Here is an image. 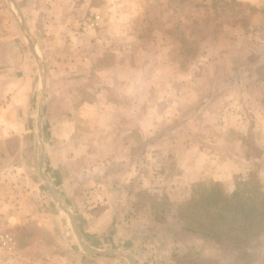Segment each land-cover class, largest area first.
Listing matches in <instances>:
<instances>
[{
	"label": "crops",
	"instance_id": "obj_1",
	"mask_svg": "<svg viewBox=\"0 0 264 264\" xmlns=\"http://www.w3.org/2000/svg\"><path fill=\"white\" fill-rule=\"evenodd\" d=\"M157 1L0 0V232L15 240L12 249L0 251V264H129L122 256L85 250L70 216L41 177L35 126L41 77L33 46L44 68L42 172L75 216L88 245L122 251L133 264H243L242 250L251 264H264V230L257 246L247 242L241 250L192 231L193 215L185 210L192 204L193 182L208 179L231 193L238 181L246 180L247 162L264 157V98L254 108L247 102L244 108L238 95L233 104L225 100L211 108L207 95L195 92L199 108L183 129L190 131L194 120L200 134L185 136L184 145L199 152L188 159L187 150L188 158L179 160L180 172L150 168L149 197L143 196V160L159 161L161 153L154 125L143 132L138 99L143 85L155 86L148 71L159 75L175 59L170 57L175 42L169 40V21L160 24L163 15L150 5ZM226 1L235 3L233 14L249 21L245 29H235L228 55L235 59L242 48L246 65L264 88V0ZM150 16L158 22L152 19V24ZM226 58L217 55L216 66L229 64ZM189 92L184 89L183 95ZM155 106L151 103L152 117L162 112ZM186 111L191 108L184 107V115ZM229 111L236 112V133L229 135L214 123L219 135L210 136L214 126L207 119ZM165 139L169 147L173 139ZM249 144L262 153H253ZM170 149L162 158L174 154ZM226 161L236 164L226 168ZM162 175L168 179L159 187L155 182ZM162 191L168 210L156 201Z\"/></svg>",
	"mask_w": 264,
	"mask_h": 264
},
{
	"label": "rangeland",
	"instance_id": "obj_2",
	"mask_svg": "<svg viewBox=\"0 0 264 264\" xmlns=\"http://www.w3.org/2000/svg\"><path fill=\"white\" fill-rule=\"evenodd\" d=\"M150 5H154L153 9H159L160 15H163L160 19L155 16H150L149 20L151 23L152 19L154 23L158 22L157 20L159 19L160 24H167V21H169L170 27L167 33L169 32V40L173 38L175 42V47L170 48V57L175 59H173L174 61H172L170 68L161 69L159 75L155 73V70L148 71L149 76L152 73L154 74H152L154 79L150 78V80L152 83H155V86H150V83H148L151 87V89H149L147 87L148 85H143V92L145 95L143 94V96L138 99L139 104L143 107L139 111L141 119L143 117L142 124H144L145 128L143 132L146 133L147 130L151 131V124L154 125V136H159V152L161 153L159 161L150 162V160H143L144 181L142 193L144 198L149 197V193L146 189V185L149 184V182L146 177L147 173H151L150 168H154L156 172V170L160 171L167 166L172 172L178 170L180 172L179 160L188 154L187 150L191 152L190 158L186 156L188 159H192L198 154L199 151H195V147L191 149V147L184 145L185 136L191 134H196L198 136L200 134L198 132V123H194L193 120L192 123L188 124L191 130L185 132L183 129V122L191 118L193 119L196 115L195 109L199 108L200 95L198 93L200 91H203L204 94L207 95L211 108H216L218 105L222 106L225 100H229L228 103L233 104V98L237 100L235 97L237 95L239 96L238 98H240V102L245 103L244 108L248 109V106L246 107V102L247 105L248 103L252 104L249 105L250 108H254L253 106H258L264 98V88L262 84L258 81L257 75L252 73L253 69H249V65H246V58L248 55L243 54V49L240 48V50H236L232 57L235 59H231L230 54L228 55L227 52V42H230L229 40L232 39V36H236L235 29L238 27L244 28L248 21L245 15L232 13L231 10L232 8L234 9L235 3L226 0H158L157 4L150 3ZM146 10L153 11L148 7H146ZM217 55H220L221 58L227 57L225 62L229 64L223 68L221 65L216 66ZM141 56L146 58L145 55ZM233 61H235L236 65L232 64ZM184 89L190 91L191 95H189L190 92L188 96L187 94L186 96L183 95ZM195 92H198L196 93L198 94L197 99L195 98L196 101L193 99ZM257 92L259 94H257ZM168 93L170 94L169 96ZM151 95H154V97H150ZM248 96H251V101L254 100V103L251 101L249 102ZM257 96H259V99ZM151 103H153L154 108H156L155 105H159V108L162 110L160 116L154 114V117H152L153 107L151 108ZM261 104H263V102ZM184 107H186V109L191 108V113L186 111V115H184ZM236 108H238V105H236ZM168 113H171V117L173 116L172 119H169ZM235 113L236 112L229 111L227 114L223 113L221 116L219 115L220 113H214V116H212L213 118L207 119L208 124L209 126L215 127L216 124L219 125L221 123V126L225 127L227 134L232 135L236 133L232 130L233 124H237L238 122L233 119ZM183 116H187L186 119H184ZM215 120H217V122ZM214 123L216 124L214 125ZM156 126H158L157 129ZM214 127L210 130V136L219 135L217 133L219 129ZM165 138L173 139L169 147L164 144L163 140H165L167 144ZM249 143H251V141H249ZM144 147L146 148V145H144ZM229 147L231 148L232 146L230 145ZM169 148H171L170 150L174 154L170 153V156H167L166 159L162 158V155L169 151ZM250 149L251 151L254 150L253 153L259 151L257 146L253 147L250 145ZM259 152L262 153V151ZM226 163H228L226 168H229L230 165L232 167V164H236L227 161ZM243 170L247 175L246 181L241 179L236 183L235 189L230 193L232 199L226 205L230 219L238 217L242 209L253 204L255 201V195L252 192L253 187H264V175H259L264 170V157L260 156L258 159L249 162V164L247 162ZM176 177L173 179L174 181L177 180ZM167 179L166 176L162 175L157 178L155 184L161 187L166 183ZM211 183L212 182L208 179L193 182L191 185L192 197L197 199L200 193L204 192L212 185ZM246 185H249V188ZM162 192L164 194L159 195L160 199L156 201L159 203L160 208L163 209V207H165V209L168 210L169 201L164 197V195H166L165 191ZM169 192L172 193L171 191ZM187 207L188 204L185 206L186 211L189 208ZM179 208L180 210L178 209V213L182 211V208ZM262 233L263 231L258 232V234L239 233V235L244 238L245 246L243 249L246 250L247 242H251L253 245L257 246V238L261 236ZM244 252L245 251L242 250L239 261L243 264H247L250 262L251 256Z\"/></svg>",
	"mask_w": 264,
	"mask_h": 264
},
{
	"label": "trees",
	"instance_id": "obj_3",
	"mask_svg": "<svg viewBox=\"0 0 264 264\" xmlns=\"http://www.w3.org/2000/svg\"><path fill=\"white\" fill-rule=\"evenodd\" d=\"M211 184L197 199H192L190 206L188 205L187 211L192 213L194 219L191 230L242 249L245 245L244 238L239 233L258 234L264 230V187H253L255 201L242 209L238 217L231 218V222L229 211L226 209L232 199L231 194L226 192L220 183ZM247 264H251V260Z\"/></svg>",
	"mask_w": 264,
	"mask_h": 264
},
{
	"label": "water",
	"instance_id": "obj_4",
	"mask_svg": "<svg viewBox=\"0 0 264 264\" xmlns=\"http://www.w3.org/2000/svg\"><path fill=\"white\" fill-rule=\"evenodd\" d=\"M10 1H12V3H14V0H10ZM22 27H23V30H24L25 28H24L23 22H22ZM33 52L35 53V55H36V57L38 59V62H39V70H40V77H41V84H40L39 92H38V95H37V102H36V108H35V126H36L37 135H38V144H39L40 150L42 151L41 159L39 161V170H40L41 177L45 181L46 185L48 186L49 190L51 191V193H52L54 199L57 201L58 205L65 212H67L68 215L70 216L71 221H72L73 229H74V231H75V233L77 235V238L79 239V242L81 243V245L83 246V248L85 250L90 251V252H96V253L113 254V255H116V256H122V257H125V258H127L129 260V264H133L132 257L130 255L122 252V251H119V250H98L96 248L91 247L90 245H88L85 242V240L83 239V237L81 235V232L79 231L78 224H77V221L75 219V216L68 209L66 204L60 199V197H59L57 191L55 190V188L53 187L52 183L50 182V180L42 172L43 161H44V146H43V143H42V133H41V109H42L43 92H44V68H43L42 61L39 58L40 56L35 51L34 46H33Z\"/></svg>",
	"mask_w": 264,
	"mask_h": 264
},
{
	"label": "built area",
	"instance_id": "obj_5",
	"mask_svg": "<svg viewBox=\"0 0 264 264\" xmlns=\"http://www.w3.org/2000/svg\"><path fill=\"white\" fill-rule=\"evenodd\" d=\"M15 240L11 233L9 232H0V251L1 250H10L13 248Z\"/></svg>",
	"mask_w": 264,
	"mask_h": 264
}]
</instances>
